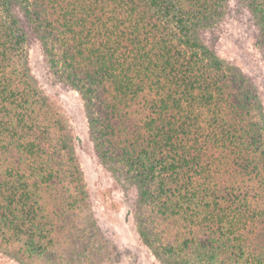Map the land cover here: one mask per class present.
Wrapping results in <instances>:
<instances>
[{
	"label": "rangeland",
	"instance_id": "374dc122",
	"mask_svg": "<svg viewBox=\"0 0 264 264\" xmlns=\"http://www.w3.org/2000/svg\"><path fill=\"white\" fill-rule=\"evenodd\" d=\"M36 4L33 0L23 4L28 13L16 5L26 44L14 57L15 70L6 69L7 73L16 71L11 88L24 91L28 103L16 107L19 99L0 114V264H163L143 244L137 232L140 224L162 258L171 255L173 260L200 264L206 254L199 245L212 235L214 239L221 236L216 228L210 231L214 227L212 222L217 217L232 215L234 221L226 220L224 224L239 236L243 250L235 252L233 244L225 243L213 256L214 264H264L260 257L264 251V146L256 155L247 152L251 158L248 160L256 163L258 169L254 182L238 172L230 175L229 167L228 174H222L208 172L201 165L191 168V173L189 168L184 169L173 186L166 180L172 189L169 191L188 186L198 194L197 198L184 202L177 199L174 202L178 206L173 204L174 208L164 212L156 206H142L139 186L126 172L129 165L115 156L111 148L116 142L112 141L107 148L109 163H102L88 123L87 104L92 108L91 116L101 119L100 124L103 122L99 96L106 99L111 87L102 82L99 92L89 95L88 100L75 90L69 76L87 59V49L72 48L71 42L64 47L56 41L58 33L52 31L56 26L52 12L48 17L41 15V20L47 19L52 27L45 26V21L42 26L47 28L39 31ZM225 12L220 22L201 33L202 42L249 80L264 113V48L257 42V28L240 0H227ZM2 18L4 23L8 22ZM42 34L48 39L51 56L47 57L49 54L43 48ZM78 51L84 56L76 57ZM66 54L74 61L63 65L62 57ZM53 58L60 66H51ZM227 92L233 96L245 94L238 85H232ZM219 98L220 111L218 106L213 110L209 107L208 111L205 108L201 117L202 125L210 127L209 131L216 132V136L218 132H236L237 127L240 132L241 127L245 131L249 124L255 126L259 122L254 114L253 118L252 114L244 115L239 121L238 116L222 107L225 101ZM9 101L3 103V108ZM119 127L115 128L117 133L122 132ZM114 139L125 137L122 133ZM63 146L73 149L74 167L82 176L83 197L72 182V164ZM195 147V151L206 150L204 144ZM215 152L209 150L212 155ZM157 172L150 189L158 177L168 178ZM258 183L259 188L253 186ZM238 186L241 189L237 190ZM229 191H236L234 198L225 197ZM26 211L30 212L28 220Z\"/></svg>",
	"mask_w": 264,
	"mask_h": 264
},
{
	"label": "trees",
	"instance_id": "16d2710c",
	"mask_svg": "<svg viewBox=\"0 0 264 264\" xmlns=\"http://www.w3.org/2000/svg\"><path fill=\"white\" fill-rule=\"evenodd\" d=\"M27 1L0 0V114L8 111V107L19 99L16 107L22 108L28 103L24 91L11 88L16 71L7 73L11 67L15 70L14 57L25 49L26 34L24 28L19 27L15 9L19 5L28 13L23 6ZM33 1L37 2L39 31L47 28L42 26L45 21V26L52 27L47 19L41 20L42 14L48 17L52 12L56 24L52 31L58 33L56 41L64 47L71 42L72 48L87 49V59L78 64L74 71L71 70L69 76L75 90L88 100L89 95L99 92L103 83L107 82L111 87L106 99L99 96L105 116L103 122L100 124L101 119L91 116L92 108L87 104L88 123L101 152L102 163L109 161L110 151L107 148L112 141L116 142L111 144V148L115 156L129 165L126 172L139 186V202L142 206H156L157 210L164 212L169 207L174 208L172 205H177L174 202L177 199L178 202H184L197 198L198 194L188 186L182 187V190L177 188V192L167 186L180 180L182 171L187 168L191 173V168L203 165L208 172L228 174L229 167L230 175L238 172L253 180L251 182L258 178V169L254 166L256 163L248 160L251 158L247 157V152L256 155L261 145L264 146L261 101L241 71L227 64L201 39V33L220 22L225 15L227 0ZM240 3L251 16L258 31L257 42L264 48V0H240ZM2 15L8 22H3ZM47 40L42 34L41 42L48 57L52 54L48 50ZM187 53L191 54L188 56ZM76 54V57L84 56L80 51ZM62 59L63 65L72 60L67 54ZM51 66L56 68L60 64L53 58ZM21 78H25V73L21 74ZM232 85L241 87L245 94H229L227 91ZM219 97L225 101L222 107L238 116L239 121L244 115L252 114V118L255 115L259 122L255 126L249 124L245 131L241 127L240 132L237 127L236 132H227L226 135L218 132L216 136V132L209 131L210 127L202 125L201 117L205 114V108L208 111L209 107L213 110V107L218 106L220 111ZM8 100L5 109L3 103ZM216 120L213 119L215 123ZM216 124L220 126V123ZM118 126L123 128L121 133L115 130ZM122 133L125 139H114ZM198 144H204L206 150L195 151ZM63 147L72 164V182L80 192V197H83L82 176L74 167L73 149ZM211 148L217 150V156L209 153ZM156 170L158 175L166 174L168 178L158 177L159 180L150 189L155 181ZM259 184L253 186L259 188ZM239 189L241 186L237 187ZM234 193L229 191L225 197L234 198ZM242 201L246 203V199ZM28 208L30 210L31 206ZM29 213L25 212L27 220ZM234 218V215L217 217L212 222L214 227L210 231L216 228L221 236L214 239L212 235L209 241L199 245L206 254L200 264H214L213 256L225 243L233 244L235 252L243 250L239 236L233 230L228 231L229 228L224 224L226 220L231 223ZM137 232L143 244L163 264H190L184 260H173L171 255L162 258L142 224L137 226ZM260 255L264 262V251Z\"/></svg>",
	"mask_w": 264,
	"mask_h": 264
}]
</instances>
